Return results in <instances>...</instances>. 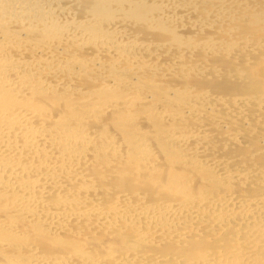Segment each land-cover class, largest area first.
Instances as JSON below:
<instances>
[{"label":"bare ground","instance_id":"1","mask_svg":"<svg viewBox=\"0 0 264 264\" xmlns=\"http://www.w3.org/2000/svg\"><path fill=\"white\" fill-rule=\"evenodd\" d=\"M62 1L0 0V239L31 238L45 245L71 243V252L31 254L17 246L9 249L0 245V264H264V189L254 187L249 193L229 189L236 180L262 185L264 157L259 162L236 163L237 167L231 168L229 161L233 156L212 157L210 153L225 142L236 147L240 143L237 129L221 134L211 144L207 129L198 122L187 131L180 126L184 114L196 116L197 111H191L193 103L197 105L193 110L206 111L204 108H210L213 102L215 106L224 103L227 116L230 113L245 117V110L234 113L232 109L240 104L245 108L254 105L256 112L264 114V89L248 93L247 88L228 98L209 95L201 88L193 91L186 86L177 89L162 85L161 96H149L151 99L147 100L148 96H141L139 90L142 84L149 83L151 72L160 69L152 64L153 53L173 46L182 48L185 43L180 35L171 40L175 26L167 19L173 17L177 8L173 6L168 11L167 0H90L85 1V17L77 18L75 7ZM213 2L204 0L208 6L202 9L203 18L196 24L203 23L207 13L217 8ZM153 3L159 4L156 16L151 14L156 7L150 6ZM125 5L129 10H122ZM233 5L239 7L227 17H246L250 26L264 32V8L249 10L247 2ZM118 11L163 31L170 39L152 43L133 39L124 25H117L121 29L116 30L118 27L110 23ZM221 13L215 15L220 25L225 19ZM103 22L105 25H101ZM239 37L221 42L208 37L190 43L200 46L204 53L213 49L228 57L238 51L236 46L246 51L264 50V37L253 44L248 37ZM28 43L37 44L29 51ZM84 47L92 50L87 58L64 54L65 50ZM150 48L148 55L135 57L137 50ZM99 54L108 58V64L111 60L116 64L123 61L117 70L125 76L132 74L134 80L145 74L142 84L131 88L123 82L125 86L113 70H108V75L103 70L104 76L101 75V70L96 71L102 61ZM61 59L65 60L63 64ZM257 65L253 72L264 79V62L261 67ZM74 68H79L84 78H90L95 71L100 78H91L95 83L88 89L66 87L64 78L72 77ZM182 68L163 65L160 76L170 71L196 76L210 74V70L212 74L222 72L202 60L185 71ZM153 85L160 86L159 82ZM106 120L112 125L100 130ZM148 121L153 127L147 126ZM162 122L163 127H158ZM255 152L252 148L248 155ZM108 171L114 172L118 180L129 179L132 189H111L107 192L110 201L104 204L97 196L102 191L94 192V186L97 174ZM139 180L150 189L146 190L149 194L142 195L136 185L133 188ZM200 183L201 187L196 188ZM160 190L169 197L162 192L167 198H155ZM90 223L104 235L107 233L105 238L121 232L125 245L121 248L120 243L117 250L90 255L87 250L91 246H86L92 241L89 234L73 226L87 228ZM93 235L96 237V232ZM135 245L170 250L154 254L138 250Z\"/></svg>","mask_w":264,"mask_h":264},{"label":"rangeland","instance_id":"2","mask_svg":"<svg viewBox=\"0 0 264 264\" xmlns=\"http://www.w3.org/2000/svg\"><path fill=\"white\" fill-rule=\"evenodd\" d=\"M85 1L88 3L90 0H66L67 3L72 4V7H75L74 16L77 18L85 17V9L84 8L86 7V4H87ZM134 1L137 2L139 0H134ZM213 1H214L213 3H215L214 8H216V7L217 8L212 9L210 12L207 13L208 15L206 16L205 20H203L204 21L203 23L201 21L199 24L198 23L196 24V21L198 19L203 18L202 14H204V12L202 11V9H204L205 7L208 6L207 4L204 3V0H192V1L191 0H186V1L185 0H167L168 11H169L170 7L175 6L177 8L176 13L173 15V17H169V19H167V21L170 24H173L176 27V28L174 27V29L172 30L174 32L173 33L171 32V40L174 41V39L180 35L179 37L182 38V40H184L185 43H183L184 45L182 44V48H180V47L174 48V46H173V47H169L167 50H164V51L163 50H161V51L156 50L153 53L154 57L151 59V60H153L152 64L154 66L157 65L160 69L158 71L151 72V74L149 73L150 75L148 76V81H147L149 83L142 84V82H143L142 80H144L143 77H146L145 74H143V75L140 74L138 77L136 76L135 80L132 78L133 75L130 73L127 76H125V74H123L121 71L117 70L118 65L122 64L123 61H120L119 62L120 64L119 63L116 64V63H113V61L111 60L108 64V60H107L108 58L106 56H104L103 54L101 56H100V54L98 55V57L100 56L101 58L100 57L99 58L97 57V58L102 60V61H101V66L97 65L98 68H96L97 70L96 69L95 70L97 72L99 70H101V75L104 73L103 70L105 72L107 71L105 73L107 75L109 74V71L113 70L116 73L117 77H119L117 79L119 81H121V79H122L121 83L123 85H125V84L129 85V86H131V88H134V87L142 84L141 85L142 88L139 90V93L143 97L148 96L146 98L147 100L151 99L149 96H152L155 98H158L159 96H161V94H162L161 93V90H162L161 86L162 85H168L171 88L177 87V89L181 88V87L185 88V86H186V87H190L191 90H193V91L197 90L198 88L199 89L201 88L204 90V93H207L209 95H214V96L215 95H222V96H225L228 98H230L234 95H237L239 93H244L245 89H247V88H249V89H247L245 92H248V93L251 91H254V89L256 90L257 88H258L257 90H259V89L263 90L264 89L263 77H261L257 73L253 72L254 69L257 68L256 67L257 64H258L257 66L261 67L262 62H264V59H263L264 53H262V52H264L263 49L260 48L261 50H258V51H256V50L255 51H253V50L252 51H250V50L246 51V50H240L239 47L234 46L235 48L238 49V51H240V53H238V51H235L236 53L235 52H233L234 54L232 53L234 56L230 55V57H228V56H226L227 54L224 55L222 52L220 53V52L213 50V49L209 52L204 53L203 50L200 48V46L199 47L196 45L192 46L191 44L195 41L206 39L208 37L214 39L217 42H221L224 40V38H229V37L232 41H234V40L239 39L240 38L239 36L248 37L250 39V44H253V42L256 41V39H258L260 37H264V32L263 31L259 32L260 30L253 25L250 26V24H248V22H247L248 19L246 17L242 20H237L235 17L232 20L230 17H227V15L232 9H235V8L238 9L239 6L237 7L233 4H243V3L247 2L249 10H252V8H258V9L264 8V0H213ZM218 1H219V3H218ZM62 2L66 3L65 0H63ZM148 3H150V2H148ZM79 4H80V7L78 6ZM158 5L159 4H157V3L156 4L153 3L152 5H150V6H156V7H153L154 9L151 11V14H153L154 16L157 15L156 9H158ZM244 5H246V4H244ZM81 7H83V8H81ZM250 7H252V8H250ZM128 8H129V6L125 5L124 8H122V10L123 11L129 10ZM219 9H220V12H222L221 13L222 17L225 18L223 20L224 23H221V25L219 23L220 21L215 20L217 14H220ZM222 9H223V11L226 10V12H223ZM240 9L243 10L242 6H240L239 11H241ZM123 11L116 12L114 17L111 19L113 22L110 24L114 25V27L124 25V27L123 26L122 27L125 29L126 32L130 33V36L133 39L137 38L136 40L140 39L143 41H151L152 43L161 42V41H168L170 39L168 34L165 35L166 33H164L163 31H161L159 29L150 28L146 24H143L142 22H140L136 19L127 18V16L124 15ZM121 13H123V14H121ZM235 15H237V13ZM101 25H105V22H103ZM198 25H200V26H198ZM225 26H230V27H228L230 29L228 30ZM117 29L120 30L121 28L118 27V28H116V30ZM224 29H226V30H224ZM226 32H228V33H226ZM172 35L175 37H173ZM226 36H229V37H226ZM22 37L26 38V36H22ZM246 39L247 38H245L244 40H246ZM190 42H192V43H190ZM36 44L37 43H33L32 46H29L31 44L28 43L27 44V46H28L27 50L31 49V47H34V45H36ZM77 49L72 50L71 52L69 50H65V51L63 50V51H64V54L77 55V56L79 55L80 58H87L91 54V51H92L88 47L77 48ZM29 51H31V50H29ZM140 52H141V50H137V52H136L137 54L134 52V54L136 56L135 55H133V56L141 58L142 55H148L149 52L151 53V48L148 49V51L145 50L141 53ZM253 53H254V55H253ZM28 54H32V53L28 52ZM261 54H263V55H261ZM260 57H261V59H260ZM144 60H146V59H144ZM200 60H202L208 67H211V68L215 67V68H218L219 70H221L222 75L219 73H213L212 74L211 70H210V74H205L202 76L201 75L196 76V75H191V74L187 75L186 73H182V72L176 73L174 71H170L169 73L166 72L167 74L163 73L164 75L160 76V73H161L160 71L162 70L163 65L170 63L174 67L175 66L176 67H179V66L183 67L182 69L185 71L186 70L185 68H187L189 65L198 63ZM260 60H261V62H260ZM62 62H65V60L64 61L62 60L61 63ZM104 62H106V63H104ZM253 62L256 65L253 64ZM258 62H260V63H258ZM103 65H105V66H103ZM94 66L96 67V65H94ZM247 67L248 68L250 67V69H247ZM74 70H75V72H74V75L72 77L69 78L67 76L66 78H64L65 80H67L64 83V84H66V87L68 85H72V86H75V88L77 87V89L78 88L79 89H83V88L88 89V88H90V86L92 84L95 83L94 80L96 81V80H98V78H100L99 77L100 75H96L97 72L95 71V73L92 74L93 76H91L90 78L85 77V78H87V80H85V78L83 77L79 68L78 69L74 68ZM76 70H78V71H76ZM88 70H90V69L88 68L87 71ZM246 70L248 72H246ZM77 72H80V73H77ZM245 73H247V74H245ZM87 74L89 76V73H87ZM107 75H105V76H107ZM245 75H247V77ZM103 76H104V74H103ZM251 77L252 78L255 77V78L252 79ZM91 78H93L94 80ZM261 79H263V81ZM252 81L255 82L254 86L252 84L254 82H252ZM154 82H156V83L159 82L160 86L158 87V86L153 85ZM250 83H251V85H250ZM259 84H260V86H259ZM247 85H248V87H247ZM222 86L224 89L222 88ZM230 86H232V87H230ZM134 94H136V93H134ZM71 96H73V95L71 94ZM207 97L208 96H206V98ZM193 104H191V106H192L191 111L194 113L197 111L195 113L196 116L193 115L192 118H190V116L188 114H186V116L184 114L185 117L183 116V118H185L186 121L184 120L183 121L184 123H182L180 125L181 127L184 128L185 131H187L186 129L191 130V128H194L196 126V122H198L199 124L202 125L201 128L207 129L208 135L212 137V138L210 137V139L208 140L209 142H211V140L212 141L219 140L220 139L219 137H221V134L223 136L224 134H226L227 132H229L233 129H237V132L239 134V139H240L239 142L240 143L236 144V147H234L233 145L227 144L226 142L222 143V144H218L217 147L215 148L216 151L213 150L210 153L212 155V157H213V155H219L221 157L222 156L227 157L230 155L233 156V158L230 159V161H229V166H231V168L237 167V165L244 164V163L245 164H252L256 160H257V162H259V160H261L262 157H264V142H261L259 140V139H264V114L262 112L261 113L256 112L255 111L256 108L254 109V107H255L254 105L253 106L250 105V107L246 106L247 109L245 108V105H242V104H240L236 107H233L232 109H233L234 113L243 112L245 110L246 114H248V117L246 114H245V117L244 116L243 117L242 116L237 117L234 115L232 116L230 113L228 116L224 114L225 112H227V107L224 106V103H222L221 106H219V105L215 106L214 102H213V105H211L210 108H204V109H208V111H206V110H193V109H197V105H195L196 103L194 104L195 106H193ZM209 111L211 112L210 113L211 115L209 114ZM245 111H244V113H245ZM250 112H251V114H250ZM223 114H224V116H223ZM250 117H251V119H250ZM209 119H211V122H209ZM109 120H106L107 123H105V125H103V127H102V125L99 126V128H101L100 130H106L107 128H109L112 125ZM217 120H218V122H217ZM148 122L149 123H147V126L153 127V125L151 123L152 121H148ZM164 124H165V122H164ZM164 124L162 122V123H160L161 126H158V127H163L162 125H164ZM185 126H186V128H185ZM213 134H214V136H212ZM151 143L154 145L156 144L154 140ZM211 144H212V142H211ZM258 145H259V148H257ZM261 146H263V147H261ZM252 148L256 149V152L254 153V155L252 154L249 156L248 155L249 150H251ZM240 154H242V155H240ZM235 155H238V156H235ZM233 160H235L236 162ZM234 162H235V164H232ZM236 163H237V165H236ZM162 171H164V169H162ZM162 171H159L157 173L161 174ZM108 172L109 173H105L104 175L103 174H97L96 185L98 187L96 185L94 186L95 187L94 192H95V190H97V193L99 190L102 192L105 190V192L100 193V191H99L100 194H97V196H99L98 198H99L100 202H102L104 204H106L108 201H110L111 196L108 195L109 193H107V192L108 191L111 192V189H115V188L117 189V187H118L119 191L132 189V185L131 186L129 185V183L131 184L129 179H127L125 177H124V179L119 177V180H118V176L117 175L114 176V172H111V171H108ZM110 174H112V175H110ZM167 175L168 174L165 173V176H167ZM100 177H102V178H100ZM112 179H113V181H112ZM126 179H127V181H125ZM98 181H100L102 184H100V182H98ZM120 181H121V183H120ZM237 182H238V180L233 181L231 187L229 188L230 190L233 188L232 192H234V193H245L246 190H247V192L253 191L254 187H255L254 190H257V188L258 189H262V188L264 189V186H262L264 183L262 185H259V184L256 185L255 182L253 183V181H251V182L248 181L249 183L247 182V185H246V184H242V182H239V183H237ZM133 184H134L133 188L135 187V185L138 186L135 188H137V189L140 188L139 190L141 193L142 192L144 194L148 193L147 191L149 188L143 183V181H140L137 183L134 182ZM201 184L202 183L198 184L196 188L201 187ZM100 185L101 186L103 185L102 186L103 188L100 189ZM123 188H125V189H123ZM234 190H236V192ZM149 191H150V189H149ZM160 191L158 192V194H156L154 196L155 198L157 197V199H159V198L169 197V194H166V192H164L162 190H160ZM162 192L165 194V196L167 195V197L163 196L164 194L161 195ZM143 193H142V195H143ZM138 194H139V192H138ZM98 198H97V200H98ZM107 199H109V200H107ZM104 201H106V203ZM73 226L77 227L76 228L77 231L81 230L80 232L89 234L90 238H88V239L90 241L91 240L92 241H91V243H89L86 246L87 247L89 245L91 246V248H89L90 247L89 246L88 247L89 249L87 250L90 255H92L93 253H95L94 255H96L97 254L96 252H99L100 254L105 252V251L111 252L112 248H113V250H117L118 247L116 245H120V243H121V245H120L121 248L123 247V245H125L124 238L122 237V235H120L121 232L109 234V235L114 234L113 236L114 237L116 236L115 238L114 237L105 238L107 233H106V235H104L105 233L103 234L100 230H97V227H95L93 224L91 225V223H90V225L87 226V228L82 227L80 225L77 226V224H74ZM92 226H94V227L92 228ZM99 231L101 232V234L103 236L100 235ZM95 232H96V237L93 235V234H95ZM97 235H99L100 237ZM118 235H119V237H118ZM68 239H71V238H68ZM0 240H1V242H0L1 246L2 245L6 246L9 249L10 248L14 249V248H16L15 246H17V247L21 248L20 250H25L31 254H34V253L41 254L42 253V255L43 254L44 255H50V254L57 253V251L59 253V252H63V251L68 252L69 250L71 252V249H69V247H71V243H70V246L68 243H61L58 245H56V244L45 245L42 242L39 244L38 242H35V240H33L31 238H26V240H23L21 238H1ZM2 240H5V241H2ZM8 241H9V244H8ZM66 241L70 242V240H66ZM93 241H94V243H92ZM109 241H111L112 244ZM10 242H11V244L12 243L13 244L11 245ZM113 242H115V243H113ZM91 244L92 245L94 244L93 245L94 248L92 247ZM171 244H168V247H171ZM49 245L51 246L50 248H49ZM135 248H137L138 250L142 249V251L151 252L154 254H155V251L159 252V254H163L164 252H166L165 250H170V248H167L165 250L163 249L164 252L162 250L159 251V249H160L159 246H156V247L155 246H151V247L148 246V247L142 248L140 245H138V246L135 245ZM52 250H54V251H52Z\"/></svg>","mask_w":264,"mask_h":264}]
</instances>
